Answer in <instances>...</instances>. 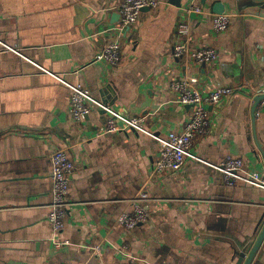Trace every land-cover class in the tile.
<instances>
[{"label":"crops","instance_id":"obj_1","mask_svg":"<svg viewBox=\"0 0 264 264\" xmlns=\"http://www.w3.org/2000/svg\"><path fill=\"white\" fill-rule=\"evenodd\" d=\"M122 1L0 0V264H236L264 227V188L230 185L209 165L240 157L243 171L264 174V111L253 115L264 95V0H161L127 32L118 30ZM194 5L205 14L189 12ZM221 13L231 24L216 32L211 15ZM184 19L197 46L218 51L217 63L202 70L173 57ZM115 41L122 64L94 63ZM51 74L142 116L156 137L181 130L191 114L173 80L188 75L204 91H235L211 108L209 132L194 139L192 152L207 163L188 158L156 176L162 145L154 136L104 133L108 115L96 108L75 123L70 90ZM53 146L74 162L73 204L58 235L48 220ZM142 192L149 218L128 230L117 220ZM252 264H264V241Z\"/></svg>","mask_w":264,"mask_h":264},{"label":"built area","instance_id":"obj_2","mask_svg":"<svg viewBox=\"0 0 264 264\" xmlns=\"http://www.w3.org/2000/svg\"><path fill=\"white\" fill-rule=\"evenodd\" d=\"M161 0H123L120 8V25L118 30L126 32L134 27L142 10H156L160 7ZM189 12L198 15L205 11L197 5L190 8ZM213 29L216 32L226 31L231 24V15L227 13L211 15ZM178 36L183 41L172 47V55L185 66L196 64L198 66L214 65L219 60V53L214 48L197 46L192 40V22L189 19L180 20L178 23ZM94 63L106 67L117 68L123 62V50L120 41H115L103 46L94 56ZM70 90V112L75 123L85 122L90 112L96 108L108 115L102 132L136 131L154 136L146 129L144 118L124 111H118L109 103L99 101L93 97L92 92L80 83H71L58 74H51ZM198 78L184 76L171 82L172 89L177 93V100L181 106H190L191 114L181 130L169 133L167 137H156L162 145L160 159L155 162L153 172L156 176L180 170L188 158L207 163L193 152L194 139L198 135L207 134L211 127V108L219 106L224 100L234 94V88L216 86L209 91H204L198 83ZM264 111V100L255 110V121ZM53 181V201L48 220L56 235L64 229L65 217L73 202L70 199V179L74 171V162L69 157L66 149L53 146L51 148ZM209 164V163H208ZM244 159L240 157H227L218 165L209 164L220 171L226 182L230 185L246 184L264 188V174L259 170L243 171ZM147 194L142 192L138 199L130 201L129 210L123 212L118 223L130 230L148 220L150 207L146 203ZM69 240H54L56 248L69 244ZM128 264H136L130 261ZM170 264V263H162Z\"/></svg>","mask_w":264,"mask_h":264},{"label":"water","instance_id":"obj_3","mask_svg":"<svg viewBox=\"0 0 264 264\" xmlns=\"http://www.w3.org/2000/svg\"><path fill=\"white\" fill-rule=\"evenodd\" d=\"M175 4H177L178 6H180V2L179 0H173ZM222 11V10H219ZM205 69V64L202 65V70ZM109 88V86L107 87ZM107 88H105V90L107 91ZM255 105H254V111L256 110V108L258 107V105L262 102V100H264V95L258 96L256 99ZM255 115V113L253 114ZM254 121H255V117H254ZM264 241V227L261 231V233L259 234L252 250L250 251V253L248 255L246 254H240V257L238 258V261L236 264H252L260 246L262 245Z\"/></svg>","mask_w":264,"mask_h":264}]
</instances>
